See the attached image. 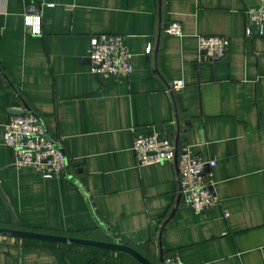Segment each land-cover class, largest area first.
<instances>
[{"label": "crops", "instance_id": "obj_1", "mask_svg": "<svg viewBox=\"0 0 264 264\" xmlns=\"http://www.w3.org/2000/svg\"><path fill=\"white\" fill-rule=\"evenodd\" d=\"M259 2L0 0V227L120 240L154 264L173 255L184 264H264V35L254 25L246 33ZM32 3L39 33L25 24ZM174 21L182 36L165 32ZM98 34L125 38L128 77L91 71ZM201 35L229 38L228 55L205 58ZM178 79L185 87L171 92ZM22 111L37 113L65 153L58 176L12 165L3 137ZM151 132L216 161L206 172L218 201L207 212L184 204L176 163H137L134 139ZM0 264L140 263L0 235Z\"/></svg>", "mask_w": 264, "mask_h": 264}, {"label": "built area", "instance_id": "obj_2", "mask_svg": "<svg viewBox=\"0 0 264 264\" xmlns=\"http://www.w3.org/2000/svg\"><path fill=\"white\" fill-rule=\"evenodd\" d=\"M25 24L31 28L32 33L40 32L41 8L37 4L32 3L26 8ZM253 25L264 35V0L247 11L248 36L252 35ZM165 32L174 36L183 35L182 26L177 21L168 24ZM198 46L205 58L223 59L229 53L230 40L222 35H201L198 37ZM151 49L149 46L147 51L150 52ZM89 59L91 71L105 78L128 77L133 72L132 55L121 35H95L91 40ZM185 84L184 80H174L169 90L179 92ZM3 140L13 152L12 165L17 169L32 167L45 178L56 177L66 169L65 153L49 136L37 113L25 111L22 115L12 116L5 127ZM133 149L140 166L166 162L177 164L180 195L186 206L205 213L217 203L218 198L208 180L211 173L206 172L208 166L216 165L215 160H203L189 145L178 146L173 140L164 138L157 132L136 136ZM162 264L184 263L178 255H173L165 257Z\"/></svg>", "mask_w": 264, "mask_h": 264}, {"label": "water", "instance_id": "obj_3", "mask_svg": "<svg viewBox=\"0 0 264 264\" xmlns=\"http://www.w3.org/2000/svg\"><path fill=\"white\" fill-rule=\"evenodd\" d=\"M24 111L16 113V115H22ZM0 235L13 236L26 239L40 240L50 243L65 244L72 246L96 248L101 250H108L127 254L137 260L140 264H154L148 258H146L136 248L131 247L122 241H100L86 238H79L73 236H63L56 234H47L41 232L27 231V230H16L9 228L0 227Z\"/></svg>", "mask_w": 264, "mask_h": 264}, {"label": "rangeland", "instance_id": "obj_4", "mask_svg": "<svg viewBox=\"0 0 264 264\" xmlns=\"http://www.w3.org/2000/svg\"><path fill=\"white\" fill-rule=\"evenodd\" d=\"M113 241H114V240H113ZM114 242H116V240H115Z\"/></svg>", "mask_w": 264, "mask_h": 264}]
</instances>
